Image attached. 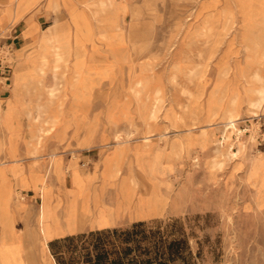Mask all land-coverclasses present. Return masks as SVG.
<instances>
[{
  "label": "rangeland",
  "instance_id": "1",
  "mask_svg": "<svg viewBox=\"0 0 264 264\" xmlns=\"http://www.w3.org/2000/svg\"><path fill=\"white\" fill-rule=\"evenodd\" d=\"M73 1L77 10L84 0ZM117 1L112 19L89 14L93 32L73 9L38 16L39 29L61 21L74 35L69 57L55 73L51 60L41 64L44 48L36 36L28 51H18L16 92L33 94L26 105L40 108L32 116V106L24 105L28 127L19 134L17 158H9L0 143V167L9 173L3 184L12 192L9 208L21 244H6L13 239L0 211V264H44L39 224L50 218L38 222L42 198L32 189L17 193L16 178H30L43 162L49 207L62 220L67 192L74 188L67 168L74 160L86 177L80 198L99 201L115 223L56 239L86 234L93 244L100 231L141 223L151 237L141 246L163 252L166 264H264V98L256 93L264 89V31L242 18L235 0ZM250 1L264 10V0ZM111 21L119 35L97 36ZM3 27L0 36L9 26ZM39 81L36 93L26 89ZM43 109L55 111L39 123ZM82 114L93 125L89 147L80 145ZM230 114L236 129L228 125ZM4 137L0 132V142ZM117 143L119 174L86 184L103 174ZM53 156L64 164L60 175L49 165ZM151 200L154 206H147ZM51 241L44 249L48 262L57 264ZM82 241L74 242L78 250ZM63 244L65 264H77Z\"/></svg>",
  "mask_w": 264,
  "mask_h": 264
},
{
  "label": "crops",
  "instance_id": "2",
  "mask_svg": "<svg viewBox=\"0 0 264 264\" xmlns=\"http://www.w3.org/2000/svg\"><path fill=\"white\" fill-rule=\"evenodd\" d=\"M57 1L59 4V7L60 8L62 7V9H64L62 5V0H57ZM15 2L16 0H12L10 6L8 7L5 4V2L0 1V34H2L1 25L4 26L3 28L9 26L8 28H5L6 31L4 33V36L10 32L11 36L14 38V43H15V48H16V61L13 66V73H12V79H11V85H10L11 91H9L10 87L9 88L0 87V132L6 134V137H4L3 142L1 141L0 143L2 144L1 146H4L5 148V154L11 159L17 158L18 156L17 155L18 154L17 144L21 140L20 139L21 135L19 136V134H22L25 131L26 127H28V116L26 114L24 105H26L25 101L28 100L27 97H30L33 95V94H30L24 97L22 94H18L16 92V87L13 81V74H14V69L19 61L18 51L20 50L28 51V49L33 45V42L35 41L36 33L35 32L31 33L29 30L33 26H36L39 28V25H38L39 17L38 16L41 14L42 15H54L58 11V9L46 7V0H25L24 1L25 4H28V5H26V8H24V10H22L19 15H16L15 9H14ZM39 31H42V30L39 29ZM84 49H85V45H84ZM85 55L87 56L86 49H85ZM26 106L29 109L32 106L31 108L32 116H33V112H36L37 114V111L33 105L27 104ZM52 111H55V110H50V109L41 110V114L38 117L40 118L38 119L39 123L42 121V118H48L49 116H51ZM80 117H81V121L83 122L81 126L84 129V133L80 138V145L83 147H89L90 143L92 142L93 125L87 124L86 122L83 121L85 117L84 114H82ZM35 124H38V123L35 122ZM12 132L15 133V136H13L12 145H10L8 136ZM117 144L121 145V143H117ZM114 146H116V144ZM100 162H101V159H100ZM46 164L48 165V163L45 162V167L47 166ZM76 164H77V161L74 160V161H71L67 167V168H70V176H71V180L74 185V188L69 189L67 192L68 199L65 201L64 206H63L62 220L60 216L55 212V210L49 207L50 192L44 180L43 162L39 163L38 165L36 164V166L34 167L35 172L33 171L30 172V175H31L30 178L24 177V176H22L21 178H19L18 176L16 178L17 186L19 188L17 193H20L23 190L32 189L36 193L40 194L42 198V202L39 207L38 222L42 218V216L44 217L46 207L48 211L50 212V217H48L50 218V220H48L49 223L43 226L39 224V227H40L39 230H40L41 235L43 236L41 246L43 245L46 246L47 241H51L53 239L62 237L67 234L78 233L83 230L92 229V228H96V229L106 228V227H110L114 225L115 223L114 215L109 210H106L105 206L104 207L100 206L101 204H99V201L92 200V199H89V201H87L86 199L82 200L80 198V196L83 194V189L78 184L77 175H83L84 177L85 174H82L81 172H79V169L77 168ZM93 164L95 163L92 162L90 166H92ZM49 165L51 169L53 170V172L57 173L58 175L64 172V169H65L63 167L64 164L63 162H61L59 157L53 156L51 161L49 162ZM146 165L148 166L149 164L146 163ZM96 176H97V179H99L102 182H105L107 180V178L103 177L101 173L99 172L94 176L92 180L86 182V184L92 182ZM7 178H9V173H5L3 168L0 167V211H2L5 216L6 227L7 229H9V231H11V238L13 239V241L6 243V244L12 245V246L16 245L18 247L19 246L21 247V244L19 241V235L15 229V223H14L15 219L9 208V201L11 200L12 192L10 188L5 187L3 184L4 179H7ZM46 192L48 193V199L45 202L44 197L46 196L45 194ZM74 195H76V198L80 201V212L81 214L86 215V220L81 230L69 231L66 227V219L69 216L70 205H71L72 198ZM20 197L22 201L25 200L24 195L21 194ZM22 205H23V202L18 201L17 203L18 208H20ZM54 216L56 218V221L53 220ZM101 217H104L106 220L103 221ZM56 224H58L61 227L62 233L60 234L55 233ZM46 226L50 227L53 231L49 237H46L44 233V228ZM2 244L3 243H0V245ZM46 249H47V246H46ZM47 252H48V249H47Z\"/></svg>",
  "mask_w": 264,
  "mask_h": 264
},
{
  "label": "bare ground",
  "instance_id": "3",
  "mask_svg": "<svg viewBox=\"0 0 264 264\" xmlns=\"http://www.w3.org/2000/svg\"><path fill=\"white\" fill-rule=\"evenodd\" d=\"M0 1L5 2V4L9 7L12 0H0ZM24 1L25 0H16V2L14 4L15 13H17L18 10L19 11L20 10L21 11L24 10V6L28 5V4H25ZM235 2H236L237 11L239 12V14H241L242 18L244 20H246V21H251L253 23L254 27H258L259 31H264V10L262 8H260L257 4H254L253 2H251L250 0H235ZM26 3H28V2H26ZM62 5H63L65 10H66V8L67 9H73V11L76 9V5H75L73 0H62ZM46 7H51L53 9H58V7H59L58 1L57 0H46ZM64 9H62V10H64ZM118 11H119V5H118L117 0H84L81 3V6L77 10H75V12H76L75 16L79 15V16L83 17L87 21V25L90 27V29L93 32L92 26L90 24L89 14H91V16L93 18H97V17H99L101 15H106L109 19H112V15H115ZM59 23H54L53 25L50 24L51 25L50 27H48L47 29L42 30V31H39V28L36 27V26H33L31 28L32 33H34V32L36 33L35 36L38 38V42H39L40 46L44 48V53H42V55L40 56L41 64H45L48 60H51L52 71L54 73L56 71H58V68L61 67L64 62L67 61V59L69 57V53H70V48L72 47V44L74 42V35H73V33H71V31L69 32L70 26L67 25V26L64 27L63 24H59ZM110 32L113 33L116 36L119 35L118 31H117V26H116V24L113 21L104 23L103 29H101V31L97 34V36H99L101 38H108L110 36L109 35ZM91 38H92V36L90 37V39ZM92 42H93V40L91 42H89V43H91V47H92V44H93ZM254 45H256V43ZM250 52L257 53L254 50H252ZM176 68H178V67H176ZM197 69H195V71ZM221 72H222V70H221ZM225 74L226 73H224L223 75H225ZM41 84H42V81L30 82V83H28L26 85V89L29 90V91L33 90L36 93V91L39 90V85H41ZM45 93H47V92H45ZM256 93L259 95L260 99L264 98V89L263 90H257ZM156 107H155V109H156ZM39 108H40V105H37L36 109L38 110ZM151 118H153V117H151ZM46 122H48V121H46ZM227 122H228V125L230 126V128L236 129V122H235V120H233V115L230 116V118H229V120ZM237 130H239V129H237ZM258 131H259V129H258ZM120 147H121V145L116 144V146L113 147V150L110 151L111 154H109V155L111 157H107L106 158L107 166H106L105 170L103 171L102 176L107 178V179H113L119 174V171H120V169H119V159H118L117 156H119V154H120L119 153ZM136 163L138 164V166L141 163L140 158H139V153L136 154ZM131 171H133V170H131ZM133 175H134V173H133ZM85 180H86L85 176L83 177V175H77V181H78L79 185H81V186L85 185ZM141 195H142V193H141ZM120 196H121V194H120ZM146 197H147V194H146ZM47 199L48 198H46V200ZM147 206H151V207L154 206L153 200H151L150 202H147ZM46 210H47V207L45 209L44 217L48 218V217H50V213L46 212ZM101 218H102L103 221L106 220L104 217H101ZM46 220H48V219H46ZM53 220L56 221L55 216L53 217ZM85 220H86V215L81 214V212H80V201L75 196V197L72 198V202H71V205H70V213H69V216L66 219V227H67V229L69 231L81 230ZM52 232L53 231H52V229L50 227L46 226L44 228V233H45L46 237H49L52 234ZM55 233L56 234L62 233V229H61V227L58 224H56ZM40 256H41V259H42L44 264H50L48 262V259H47V256H46L44 245L41 246V248H40ZM20 257L22 258V256H20Z\"/></svg>",
  "mask_w": 264,
  "mask_h": 264
},
{
  "label": "trees",
  "instance_id": "4",
  "mask_svg": "<svg viewBox=\"0 0 264 264\" xmlns=\"http://www.w3.org/2000/svg\"><path fill=\"white\" fill-rule=\"evenodd\" d=\"M141 226L142 224L138 223L126 231H100L93 244L87 241L86 234L55 239L50 242V249L57 264H65L63 254L59 250L62 242L65 243L63 245L66 249H70L71 254L77 256V264L79 258L82 259L83 264H166V259H162L163 252L152 254L149 247L141 246L142 242L151 239L144 230L140 229ZM108 234L114 236L113 242L105 240ZM79 241H82L80 250L78 245L74 244Z\"/></svg>",
  "mask_w": 264,
  "mask_h": 264
},
{
  "label": "built area",
  "instance_id": "5",
  "mask_svg": "<svg viewBox=\"0 0 264 264\" xmlns=\"http://www.w3.org/2000/svg\"><path fill=\"white\" fill-rule=\"evenodd\" d=\"M16 61L14 38L0 36V87L9 88L11 85L13 66Z\"/></svg>",
  "mask_w": 264,
  "mask_h": 264
}]
</instances>
